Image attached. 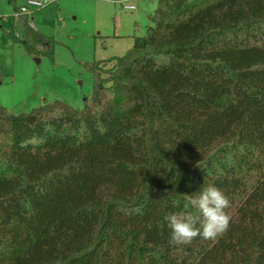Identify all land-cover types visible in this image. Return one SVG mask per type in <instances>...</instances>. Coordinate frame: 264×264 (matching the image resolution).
I'll use <instances>...</instances> for the list:
<instances>
[{"label":"trees","instance_id":"trees-1","mask_svg":"<svg viewBox=\"0 0 264 264\" xmlns=\"http://www.w3.org/2000/svg\"><path fill=\"white\" fill-rule=\"evenodd\" d=\"M157 1L84 108L0 105V264H264V0ZM209 184L229 229L172 243Z\"/></svg>","mask_w":264,"mask_h":264},{"label":"rangeland","instance_id":"rangeland-1","mask_svg":"<svg viewBox=\"0 0 264 264\" xmlns=\"http://www.w3.org/2000/svg\"><path fill=\"white\" fill-rule=\"evenodd\" d=\"M133 2L131 11L115 0H48L26 17L15 14L26 0H0V105L14 114L55 100L84 108L94 85L89 66L126 54L134 36L147 32L158 1ZM31 28L54 38L53 55Z\"/></svg>","mask_w":264,"mask_h":264},{"label":"clouds","instance_id":"clouds-1","mask_svg":"<svg viewBox=\"0 0 264 264\" xmlns=\"http://www.w3.org/2000/svg\"><path fill=\"white\" fill-rule=\"evenodd\" d=\"M183 197L184 210L163 218L170 229L172 243L190 244L197 237L216 239L227 232L232 220L226 211L230 200L220 188L209 184L192 194H183Z\"/></svg>","mask_w":264,"mask_h":264},{"label":"built area","instance_id":"built-area-1","mask_svg":"<svg viewBox=\"0 0 264 264\" xmlns=\"http://www.w3.org/2000/svg\"><path fill=\"white\" fill-rule=\"evenodd\" d=\"M48 0H26V4L19 7L15 14L17 16L30 15V8H41L44 7ZM130 0L120 1L122 7L126 10H134L136 5L129 2Z\"/></svg>","mask_w":264,"mask_h":264},{"label":"crops","instance_id":"crops-1","mask_svg":"<svg viewBox=\"0 0 264 264\" xmlns=\"http://www.w3.org/2000/svg\"><path fill=\"white\" fill-rule=\"evenodd\" d=\"M116 2H120V1H118V0H115ZM129 2H131V3H133L134 4V2H133V0H130ZM18 9V8H17ZM16 9V10H17ZM137 9V6H136V8L134 9V10H136ZM131 11H133V10H131ZM152 14V13H151ZM151 14H149V16L151 15ZM23 16H26V15H23ZM26 17H29V15L28 16H26Z\"/></svg>","mask_w":264,"mask_h":264}]
</instances>
